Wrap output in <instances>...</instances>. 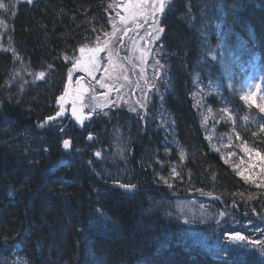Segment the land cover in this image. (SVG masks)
Segmentation results:
<instances>
[{
  "label": "trees",
  "instance_id": "trees-1",
  "mask_svg": "<svg viewBox=\"0 0 264 264\" xmlns=\"http://www.w3.org/2000/svg\"><path fill=\"white\" fill-rule=\"evenodd\" d=\"M0 3V264H264L260 245L223 237H264V184L213 151L192 97L205 87L215 133L264 155V112L241 99L247 78L264 105V0L168 2L159 60L171 137L140 110L81 130L44 125L80 49L105 40L115 0Z\"/></svg>",
  "mask_w": 264,
  "mask_h": 264
},
{
  "label": "rangeland",
  "instance_id": "rangeland-1",
  "mask_svg": "<svg viewBox=\"0 0 264 264\" xmlns=\"http://www.w3.org/2000/svg\"><path fill=\"white\" fill-rule=\"evenodd\" d=\"M24 1L16 0L17 3ZM169 1L165 0L164 11ZM132 2L135 3L136 0ZM128 3L129 0L122 2L115 0L113 8L116 18L114 23L110 24V31L105 40H101L97 47L84 49L83 53L80 51L77 55L70 68L71 76L70 71L68 73L62 95L65 98L60 104L58 113L67 114L71 105L85 106L94 115L99 114L102 118L121 112L139 115L138 110H140L142 113H148L146 116L151 121L157 122L164 129L165 134L171 137L173 122L161 105L162 99L170 91L167 74L159 60L162 53L159 43L163 31L158 35L156 31L161 29L160 19L164 11L153 16V4L150 2L144 9L146 18L139 14V9L133 17L131 12L124 11ZM122 17L125 18L123 21ZM148 31L151 33L150 38L146 36ZM97 48L103 50L96 54L92 62L89 58ZM80 60L83 61V66H77V61ZM206 90L199 85L192 96L202 115L205 139L213 151L218 152L224 160L230 158L229 162L237 174L243 172L245 176L250 177L249 180H245L246 182L255 185L264 184V168L259 164L258 158L250 162L243 147L239 149V153L229 137L226 139L215 133L213 113L204 106ZM249 90L246 95L250 92L255 93ZM65 92H67L66 96ZM250 163L255 164V167L250 169ZM235 242L243 244V241Z\"/></svg>",
  "mask_w": 264,
  "mask_h": 264
},
{
  "label": "snow or ice",
  "instance_id": "snow-or-ice-1",
  "mask_svg": "<svg viewBox=\"0 0 264 264\" xmlns=\"http://www.w3.org/2000/svg\"><path fill=\"white\" fill-rule=\"evenodd\" d=\"M33 2V0H27V3L31 4ZM153 4V9H152V15L156 16L157 13H162L164 11V2L165 0H136L135 3L132 2V0H129V3L126 5V7L124 8L125 12H131L133 17H135V15L137 14V9H139V14L141 16H144L146 18V13L144 11L145 7L149 5V3ZM112 5H109V7H111ZM5 5L4 3H0V9L4 8ZM122 21L125 18H121ZM153 23L155 24L156 21L154 20ZM157 31V35L159 34V32H162L163 29H156ZM107 35V33H106ZM156 38V37H154ZM103 49L101 48H97L96 50L93 51L91 57L89 58L90 61L94 62L95 56L99 51H102ZM81 53L84 52V48L80 49ZM77 66H83V61H77ZM45 75L44 72H40L37 74V78H43ZM69 75L71 76V70ZM67 95V92H65V96ZM64 96L60 97L58 99V102L62 103L64 100ZM242 100H244L245 102L249 103V104H254L258 110L260 112H264V105H261L259 103L256 102V94L255 93H249L245 96L241 97ZM57 115H60V113H57ZM73 115L76 116V109H73ZM49 119H52L51 117ZM77 122L78 123H82V119L80 117H77ZM47 123V122H45ZM43 126V125H42ZM261 131H264V125L261 126ZM91 139V137H89ZM239 138V137H238ZM70 145L69 140L65 139L63 141V147L65 149H68ZM243 150L248 154V159L249 161H253L254 158H259V160L261 161V167L264 168V155H262L259 151L255 150L254 148H249L247 146V144L243 145ZM97 155H99V153H97ZM250 169L255 167V164H251L249 165ZM238 175H240L243 179H245L246 181L250 179V177H247L244 175L243 172H238ZM259 187V185H257ZM121 188H124L125 190H130V188L132 186L129 185H120ZM228 241L229 242H235V241H244L246 239V237L241 234L240 232H231V233H226ZM248 244L250 245H261V255H264V242H261L260 240H252V239H248Z\"/></svg>",
  "mask_w": 264,
  "mask_h": 264
},
{
  "label": "bare ground",
  "instance_id": "bare-ground-1",
  "mask_svg": "<svg viewBox=\"0 0 264 264\" xmlns=\"http://www.w3.org/2000/svg\"><path fill=\"white\" fill-rule=\"evenodd\" d=\"M160 44V43H159ZM67 80H68V77H67ZM67 80H66V83H67ZM61 103L60 102H57V107H58V109H59V107L61 106L60 105ZM80 109H85V110H88V109H86L85 107H82L81 105H77ZM88 111H91V110H88ZM92 112V111H91ZM58 113V112H57ZM57 113L55 114V115H53L51 118L52 119H49V118H46L45 119V121H44V125H46V126H52V128L54 129V128H57V124L59 123V122H65V121H67V119L64 117V116H62V114H60V115H57ZM45 122H47V123H45ZM74 125V124H73ZM75 126V125H74ZM76 127V126H75ZM76 129H77V127H76ZM60 149H61V152L63 153V154H65V155H69L70 153L68 152V153H66V149L63 147V142L61 143V147H60ZM183 160V159H182ZM251 184V183H250ZM254 185V184H253ZM190 199V201H192V202H196V198L195 197H191V198H189ZM236 258H237V260L239 261V257L238 256H236V255H234ZM249 261H254V260H250V259H248Z\"/></svg>",
  "mask_w": 264,
  "mask_h": 264
},
{
  "label": "water",
  "instance_id": "water-1",
  "mask_svg": "<svg viewBox=\"0 0 264 264\" xmlns=\"http://www.w3.org/2000/svg\"><path fill=\"white\" fill-rule=\"evenodd\" d=\"M120 2H122V0H120ZM71 117H72V122H73L74 124H76V125H78V126H80V125L82 124V123H78V122H77V119L75 118V116L73 115L72 112H71ZM81 119H82V122H83V120L85 119V117H81ZM65 151H66V153H68V152L70 151V145H69V148L66 149Z\"/></svg>",
  "mask_w": 264,
  "mask_h": 264
}]
</instances>
